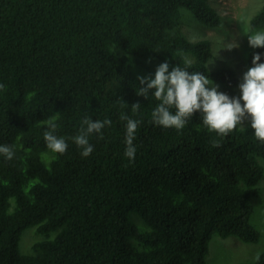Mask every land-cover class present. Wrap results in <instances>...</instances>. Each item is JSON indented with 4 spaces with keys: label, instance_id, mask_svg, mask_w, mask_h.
<instances>
[{
    "label": "trees",
    "instance_id": "trees-1",
    "mask_svg": "<svg viewBox=\"0 0 264 264\" xmlns=\"http://www.w3.org/2000/svg\"><path fill=\"white\" fill-rule=\"evenodd\" d=\"M181 7L209 27L222 23L210 0H0V146L15 154H0V264H206L215 234L259 241L251 199L264 176V143L250 119L220 136L197 111L177 131L151 122L153 92L137 94L138 58L183 68L192 53L189 71L242 96L234 69H208L212 41L181 32ZM251 25L264 27V5ZM255 54L264 63V48H254L251 67ZM121 113L142 121L133 161ZM57 115L65 154L44 140L41 121ZM86 118L112 121L102 139L89 137L87 158L72 139ZM33 226L58 232L22 253ZM237 264H264V250Z\"/></svg>",
    "mask_w": 264,
    "mask_h": 264
},
{
    "label": "clouds",
    "instance_id": "clouds-1",
    "mask_svg": "<svg viewBox=\"0 0 264 264\" xmlns=\"http://www.w3.org/2000/svg\"><path fill=\"white\" fill-rule=\"evenodd\" d=\"M243 32L248 37L249 45L252 48H264V31H253L245 27ZM225 47L231 50L239 45L231 43ZM260 60V54H255L252 61L254 66L243 75V82L239 85L242 92L241 97L230 98L225 93L218 91V86L208 75L188 70L191 66L190 62H186L187 67L183 68L177 65L171 72H169L167 62L160 64L154 79L151 77L138 78L141 86L137 94L151 98L149 93L153 92L152 97L159 103L152 111L151 122L157 126L175 128L177 131L182 130L192 119L194 113L199 111L202 113L203 125L209 131L220 136H227L235 131L238 125H242L244 120L250 119L255 137L264 143V63H260ZM4 88L5 85L0 84V90ZM173 108L175 109L174 113ZM139 109V103L132 105L134 112ZM57 119L58 115L41 121L48 129L44 132V140L47 148L52 152L65 154L68 143L64 138L55 135ZM120 119L126 121L125 155L130 161H133L137 151L133 142L142 121L129 118L123 113H121ZM111 124L112 121L109 119L93 121L91 118H86L82 121L79 134L72 139L82 150L83 157L87 158L94 150L89 142V137L98 133L102 139V130L106 125L111 126ZM0 154L8 161L13 160L15 155L13 148L8 145L0 146Z\"/></svg>",
    "mask_w": 264,
    "mask_h": 264
},
{
    "label": "rangeland",
    "instance_id": "rangeland-1",
    "mask_svg": "<svg viewBox=\"0 0 264 264\" xmlns=\"http://www.w3.org/2000/svg\"><path fill=\"white\" fill-rule=\"evenodd\" d=\"M210 3L221 13V25L209 27L199 20L190 9L181 7L182 25L180 30L191 40L210 39L212 41L213 56L207 62L209 70L228 67L234 69L243 78V75L251 68L248 58L254 49L249 45L243 28L264 31V27L256 29L251 25L252 17L263 7L264 0H210ZM231 43H236L239 47L227 49L225 46ZM184 57L190 62L196 60V56L192 53H185ZM162 63L165 62L157 58H138V62L133 64L141 77L154 79L156 70ZM172 70L173 67L169 65V72ZM210 79L215 85L220 86L219 82ZM239 85L237 89L242 95ZM244 125H246V120L241 126ZM261 162L264 164V160ZM258 186L260 188L259 195L251 199L254 205L251 221L260 230L259 241L246 242L234 235L222 237L215 234L210 241V252L206 264H237L251 261L264 250V176ZM137 222L140 226H145L142 221ZM57 232L53 231L50 233L53 235H48L39 233L35 226L27 228L20 240V251L22 253L33 252L32 246L36 241L54 237Z\"/></svg>",
    "mask_w": 264,
    "mask_h": 264
}]
</instances>
